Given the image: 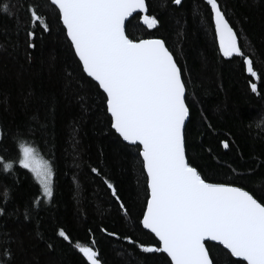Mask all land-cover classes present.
Masks as SVG:
<instances>
[{
  "label": "trees",
  "instance_id": "trees-1",
  "mask_svg": "<svg viewBox=\"0 0 264 264\" xmlns=\"http://www.w3.org/2000/svg\"><path fill=\"white\" fill-rule=\"evenodd\" d=\"M146 1L158 24L148 29L136 13L127 35L163 39L180 66L190 109L188 163L208 182L264 191V128L255 126L264 119V0H218L240 39L241 54L231 57L219 50L206 0ZM30 9L50 31L30 20ZM29 24L36 32L31 41ZM244 57L257 77L247 72ZM105 97L83 72L50 0H0V157L13 162L8 172L0 167V264H89L77 245L93 248L103 264H170L165 253L142 250L159 247L141 223L146 171L138 149L111 129ZM20 144L52 165L49 201L19 165ZM61 228L68 241L58 236ZM206 244L214 264H247L219 244Z\"/></svg>",
  "mask_w": 264,
  "mask_h": 264
},
{
  "label": "snow or ice",
  "instance_id": "snow-or-ice-1",
  "mask_svg": "<svg viewBox=\"0 0 264 264\" xmlns=\"http://www.w3.org/2000/svg\"><path fill=\"white\" fill-rule=\"evenodd\" d=\"M50 3L58 10V19L83 65V72L94 78L106 94L111 129L135 146L142 157L148 190L142 224L158 237L159 244L156 248L141 246L142 250L166 253L170 264H213L205 244L218 241L232 257L243 258L247 264H264V191L253 194L233 183L208 182L196 167L186 162L183 129L190 112L181 69L163 39L133 40L126 35V26L134 13H145L140 19L148 29L158 24L154 16L146 14L145 0H50ZM172 3L181 5L182 0ZM206 3L213 14L223 55L241 54L237 35L218 0ZM3 10L8 12V6H3ZM29 11L30 20L43 26L41 32L50 31L44 17L38 16L35 9ZM28 27L26 35L31 41L36 32L30 24ZM27 47L34 48L35 44L29 42ZM243 63L247 72L257 77L248 57H244ZM250 88L252 93L257 92L256 83H251ZM221 143L225 149L229 147L228 142ZM19 148V165L34 175L44 199L52 198V165L46 161L38 164L31 146L20 144ZM0 167L8 172L13 162L0 157ZM107 186L119 200L113 185ZM120 206L124 208L123 203ZM27 207L25 220L30 218ZM4 214V208L0 207V216ZM58 236L65 241L70 239L62 228ZM77 247L90 264H101L93 248Z\"/></svg>",
  "mask_w": 264,
  "mask_h": 264
},
{
  "label": "water",
  "instance_id": "water-1",
  "mask_svg": "<svg viewBox=\"0 0 264 264\" xmlns=\"http://www.w3.org/2000/svg\"><path fill=\"white\" fill-rule=\"evenodd\" d=\"M145 2H146V5H147V13L149 12V9H148V4H147V1L145 0ZM218 6L220 7V4L218 3ZM221 8V7H220ZM137 13H140V12H137ZM146 13V14H147ZM222 13L224 14V16H225V13L222 11ZM136 13H134L131 17H133L134 15H135ZM142 15H144L145 13H141ZM148 15V14H147ZM130 17V18H131ZM129 18V19H130ZM225 19H227L226 18V16H225ZM228 20V19H227ZM229 22V21H228ZM230 23V22H229ZM214 24V26H215V23H213ZM232 28H233V30H234V32L236 33V35H237V32H236V30L234 29V27L231 25V24H229ZM127 27V26H126ZM126 35H127V28H126ZM216 37V36H215ZM147 39H149V38H147ZM217 41H218V45H219V40H218V38H217ZM237 43H238V46L240 47V39H239V36L237 35ZM165 45H166V43H165ZM166 47H167V45H166ZM168 48V47H167ZM219 48H220V46H219ZM169 49V48H168ZM220 50V49H219ZM169 51H170V49H169ZM221 51V50H220ZM171 52V51H170ZM221 53L223 54V52L221 51ZM173 54V53H172ZM233 55H235V53L233 54ZM232 55V56H233ZM173 58H174V61H176V59H175V57H174V55H173ZM176 63H177V61H176ZM178 64V63H177ZM83 66V65H82ZM179 68H180V66L179 65H177ZM182 73V72H181ZM183 76L181 75V78H182ZM92 78V77H91ZM94 79V78H93ZM182 82L184 83V81H183V78H182ZM98 83V82H97ZM185 89H186V87H185ZM187 103V102H186ZM186 106L188 107V105L186 104ZM189 108V107H188ZM189 112H190V109H189ZM110 114V113H109ZM188 121H189V118H186V125H187V123H188ZM186 125H185V127H184V129H186ZM183 129V135H184V138H185V130ZM124 142H126V141H124ZM128 144H129V142H127ZM187 155V154H186ZM142 158V157H141ZM186 162H188V159H187V156H186ZM191 166V165H190ZM211 183H214V182H211ZM234 186H236V185H234ZM246 190V189H245ZM248 191V190H247ZM142 223V222H141ZM146 230H148L149 232H151L149 229H146ZM154 236H155V234L154 233H152ZM157 238V240H158V237H156ZM209 242H212V241H209ZM212 243H216V244H219V242L217 241V242H212ZM220 245V244H219ZM220 246H223V245H220ZM205 247H206V249L208 250V247H207V244H205ZM209 251V250H208ZM166 254V253H165ZM167 255V254H166ZM168 258H170V257H168ZM209 258H210V260L212 259L211 258V256H210V253H209ZM233 258H235V259H241V260H243V258H239V257H233ZM98 259V258H97ZM213 261V260H212ZM89 262V261H88ZM101 262V261H100ZM246 262V261H245ZM247 263V262H246ZM89 264H90V262H89ZM101 264H103L102 262H101ZM214 264V263H213Z\"/></svg>",
  "mask_w": 264,
  "mask_h": 264
},
{
  "label": "rangeland",
  "instance_id": "rangeland-1",
  "mask_svg": "<svg viewBox=\"0 0 264 264\" xmlns=\"http://www.w3.org/2000/svg\"><path fill=\"white\" fill-rule=\"evenodd\" d=\"M33 148V147H32ZM34 155H35V158H36V162L38 163V164H43L44 163V160H42L40 157V155L38 154V152H36V150L34 149ZM42 195H43V193H42ZM48 201H49V199H48Z\"/></svg>",
  "mask_w": 264,
  "mask_h": 264
},
{
  "label": "clouds",
  "instance_id": "clouds-1",
  "mask_svg": "<svg viewBox=\"0 0 264 264\" xmlns=\"http://www.w3.org/2000/svg\"><path fill=\"white\" fill-rule=\"evenodd\" d=\"M255 126L257 128H264V119L257 120Z\"/></svg>",
  "mask_w": 264,
  "mask_h": 264
}]
</instances>
